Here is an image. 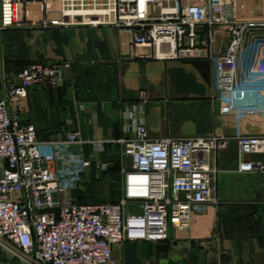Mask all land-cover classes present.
I'll return each instance as SVG.
<instances>
[{
  "label": "built area",
  "instance_id": "2783aa9c",
  "mask_svg": "<svg viewBox=\"0 0 264 264\" xmlns=\"http://www.w3.org/2000/svg\"><path fill=\"white\" fill-rule=\"evenodd\" d=\"M16 1L1 0L2 5ZM55 2L64 25H115L135 46L158 59L210 58L216 92H264V18H243L235 0H40ZM225 25L228 43L213 46L204 25ZM69 62L32 63L7 82L0 98V242L28 264L113 263V249L127 241H162L170 226L187 230L195 211L217 204L212 159L226 137L213 134L153 138L144 100L123 103L119 139L122 196L117 201L80 202L79 187L92 159L79 132L41 139L26 118L25 100L36 86H58ZM241 153L264 152V135H238ZM97 151L102 141H91ZM130 166H125L126 159ZM110 162H102L107 170ZM241 172L264 170L261 160H241Z\"/></svg>",
  "mask_w": 264,
  "mask_h": 264
},
{
  "label": "crops",
  "instance_id": "0c3cea01",
  "mask_svg": "<svg viewBox=\"0 0 264 264\" xmlns=\"http://www.w3.org/2000/svg\"><path fill=\"white\" fill-rule=\"evenodd\" d=\"M239 14L264 18V0H240ZM61 19L40 0H0V98L26 66L70 63L60 85L36 86L25 100L26 118L41 139L77 131L90 141L88 171H105L101 163L110 162L115 150L120 160L123 103L141 100L142 93L151 137H226L212 159L218 203L199 207L187 230L170 226L165 240L115 246L113 263L103 264H264V170H238L241 160L264 162V152L241 153L237 138L264 135V92H216L210 58L158 59L152 48L133 45L125 29L64 25ZM215 27L200 29L213 34L214 48L222 50L225 35ZM91 141H102L105 149L97 151ZM0 264L28 263L0 242Z\"/></svg>",
  "mask_w": 264,
  "mask_h": 264
},
{
  "label": "rangeland",
  "instance_id": "374dc122",
  "mask_svg": "<svg viewBox=\"0 0 264 264\" xmlns=\"http://www.w3.org/2000/svg\"><path fill=\"white\" fill-rule=\"evenodd\" d=\"M54 3L56 11L62 8V2ZM236 13L239 16L240 0H235ZM58 9V10H57ZM215 28L222 30L225 35L224 43H228V28L225 25H217ZM114 152V151H113ZM115 155V156H114ZM106 159V157H103ZM102 158V159H103ZM110 169L101 171L96 168L90 169L84 175L79 187L75 190L77 198L84 202L97 203L101 201H110L118 199L122 192V163L117 156V151L113 153V158L110 159ZM130 159H126L125 166H130Z\"/></svg>",
  "mask_w": 264,
  "mask_h": 264
},
{
  "label": "trees",
  "instance_id": "16d2710c",
  "mask_svg": "<svg viewBox=\"0 0 264 264\" xmlns=\"http://www.w3.org/2000/svg\"><path fill=\"white\" fill-rule=\"evenodd\" d=\"M109 169H110V168H109ZM109 169H108V170H109ZM108 170H106V171H108ZM78 200H79L80 202H84V201H82V200L79 199V198H78ZM117 200H119V198H118V199H115V200H110V201H117Z\"/></svg>",
  "mask_w": 264,
  "mask_h": 264
}]
</instances>
